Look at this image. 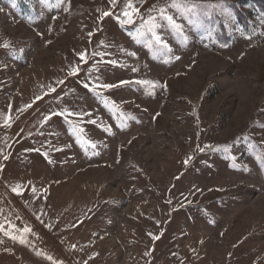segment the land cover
<instances>
[{
    "label": "rangeland",
    "instance_id": "1",
    "mask_svg": "<svg viewBox=\"0 0 264 264\" xmlns=\"http://www.w3.org/2000/svg\"><path fill=\"white\" fill-rule=\"evenodd\" d=\"M240 1L192 0L227 43L170 9L169 52L129 0H0V264H264V13L245 31Z\"/></svg>",
    "mask_w": 264,
    "mask_h": 264
},
{
    "label": "snow or ice",
    "instance_id": "2",
    "mask_svg": "<svg viewBox=\"0 0 264 264\" xmlns=\"http://www.w3.org/2000/svg\"><path fill=\"white\" fill-rule=\"evenodd\" d=\"M59 2L62 3L63 0H59ZM11 3L13 8L18 6L17 0H11ZM110 3L115 5L117 3V0H110ZM217 7L222 8L223 5L212 4L204 7L195 2H192V0H171L170 3H166L164 6L158 8L157 15L155 16L150 15L149 17H147V19H145L140 14L139 9L136 8L133 5V3H131V0H129V2L126 4L125 10L122 12V16L124 17V19L118 18V21L121 25H134L136 23V17L139 16L141 20V28H142L139 35L148 38V47L150 49L155 48L157 51L164 50L170 52L171 49L169 48L167 43L163 42L158 31L159 29L168 27L173 31H175L180 36H182L185 39V41L187 40V37L184 36L183 25L178 23L176 18L172 14H170V9H175L193 27L203 28L206 26V21L211 19V15L209 14L208 9H215ZM103 15L109 16L111 15V13L105 12ZM247 38L251 39V36ZM4 47L7 48L8 45H4ZM80 59L86 62L84 54H81ZM120 83L121 85H123V84H128L129 82L121 81ZM135 83L139 85H147L150 89H155L156 87H164V88L167 87L166 85H158L154 81H147V80H138L135 81ZM117 86L118 85H113V84L100 85V87L107 89H111ZM84 87L88 88L89 85L85 84ZM84 143L88 144L90 147L93 148L96 147V145L90 140H85ZM189 159H191V157ZM185 163H187V161H185ZM13 191H16V189H13ZM25 231L27 232L29 230L25 229ZM11 238L13 240L17 239V237L15 236H12ZM19 242L23 244L25 243V240L20 239Z\"/></svg>",
    "mask_w": 264,
    "mask_h": 264
},
{
    "label": "trees",
    "instance_id": "3",
    "mask_svg": "<svg viewBox=\"0 0 264 264\" xmlns=\"http://www.w3.org/2000/svg\"><path fill=\"white\" fill-rule=\"evenodd\" d=\"M248 6L250 9L248 12L243 11L242 7ZM234 18L241 28L245 31L250 29L249 17L250 13L255 14V12L264 13V0H241L239 3H232L229 5ZM212 23L218 22V30L215 32L216 38L218 41L227 43L229 41V32L226 27L223 25L220 17L215 14L211 17Z\"/></svg>",
    "mask_w": 264,
    "mask_h": 264
}]
</instances>
